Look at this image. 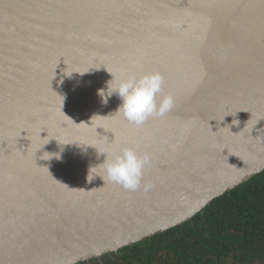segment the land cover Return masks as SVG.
<instances>
[{"label": "water", "instance_id": "obj_1", "mask_svg": "<svg viewBox=\"0 0 264 264\" xmlns=\"http://www.w3.org/2000/svg\"><path fill=\"white\" fill-rule=\"evenodd\" d=\"M172 3L192 1L0 0V264H79L118 251L264 171V19L219 25L216 48L187 55L185 70L200 79L145 132L158 145L147 191L108 184L102 170L89 182L78 166L10 157L19 127L95 80L85 74L111 44L173 30Z\"/></svg>", "mask_w": 264, "mask_h": 264}, {"label": "bare ground", "instance_id": "obj_2", "mask_svg": "<svg viewBox=\"0 0 264 264\" xmlns=\"http://www.w3.org/2000/svg\"><path fill=\"white\" fill-rule=\"evenodd\" d=\"M191 1L192 4L172 3L173 30L137 34L128 41H120L116 48L111 44L106 62L96 64L85 74L87 79L95 80L78 82L71 93L50 100L36 118L19 127L17 132L22 134L15 140L10 157L18 161L24 156L32 160L50 158L53 165L71 159V165L83 170L79 172L84 177H88L90 168L103 162L104 155L96 150L99 148L113 147L118 151L122 147H134L151 159L158 145L145 132L160 124L170 112L150 118L139 127L114 115L120 104L118 97L113 95L104 105L97 95L112 78L108 72L117 77L159 72L164 77V91L174 94L176 105L193 82L200 79L185 70V60L192 50L216 48L221 43L220 31H216L219 25H226L231 31L236 29L235 25L249 26L264 19V0ZM110 115L113 116L93 118Z\"/></svg>", "mask_w": 264, "mask_h": 264}, {"label": "trees", "instance_id": "obj_3", "mask_svg": "<svg viewBox=\"0 0 264 264\" xmlns=\"http://www.w3.org/2000/svg\"><path fill=\"white\" fill-rule=\"evenodd\" d=\"M107 254L116 264H264V171L188 221Z\"/></svg>", "mask_w": 264, "mask_h": 264}, {"label": "clouds", "instance_id": "obj_4", "mask_svg": "<svg viewBox=\"0 0 264 264\" xmlns=\"http://www.w3.org/2000/svg\"><path fill=\"white\" fill-rule=\"evenodd\" d=\"M108 73L112 78L106 82L105 88L97 91V95L104 105H107L113 95L117 96L120 104L114 115L122 117L129 124L139 127L150 118L162 117L175 105V96L173 93L164 91V77L159 72L140 76L130 74L126 77H117ZM111 116L113 115L94 116L93 118H109ZM67 119L69 118L67 117ZM80 124L86 125L83 122ZM96 150L105 158L102 163L90 168V174L96 169H101L103 172L101 178L104 182L119 186L127 191H137L142 184L145 191L153 186L151 183H144L145 169L151 165V159L147 153L141 154L134 147H122L118 151L113 147ZM90 174L89 182L92 181L89 179Z\"/></svg>", "mask_w": 264, "mask_h": 264}, {"label": "rangeland", "instance_id": "obj_5", "mask_svg": "<svg viewBox=\"0 0 264 264\" xmlns=\"http://www.w3.org/2000/svg\"><path fill=\"white\" fill-rule=\"evenodd\" d=\"M112 125L113 123H111V126ZM59 164L63 165V167H65L64 169L71 170L70 168L67 167L68 165H71V159H68V161H63V163H59ZM70 167H73V165H71ZM73 169L74 168H72V170ZM114 260H115V257H113V254H104L94 259L87 260L82 264H116Z\"/></svg>", "mask_w": 264, "mask_h": 264}]
</instances>
